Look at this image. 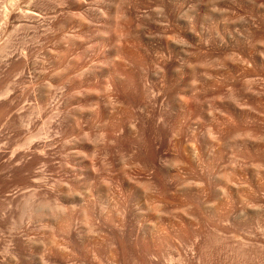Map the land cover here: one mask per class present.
I'll return each mask as SVG.
<instances>
[{
    "label": "rangeland",
    "instance_id": "obj_1",
    "mask_svg": "<svg viewBox=\"0 0 264 264\" xmlns=\"http://www.w3.org/2000/svg\"><path fill=\"white\" fill-rule=\"evenodd\" d=\"M102 6V0H0V264H38L35 256L37 247L33 244L37 241L44 244V250H46L44 254L46 256V253H49L46 257H49L54 264H98L97 262L92 263L87 253L83 254L86 252L83 250L88 248L93 251L103 249L106 252L110 250L109 254L110 252L115 254L117 246H115V239L112 238L113 234H110L113 232L109 223L112 221L113 224V219L122 220L123 218H125L123 219L125 233L128 234L129 231V238L126 235L129 264H165L169 255H173L175 258L173 264H264V215L261 216L264 214V169L259 166L256 156V158L252 156L254 159L251 157V159L235 158L232 157V152L227 149H223L225 152L222 151L224 154L219 157L221 159L216 157L217 160H215L213 155L210 156L211 154H208L210 151L206 149L203 142L208 136L209 122L202 123L203 125L196 132L199 135L188 137L190 143L192 141L194 146L200 151L202 150L203 156L200 155L201 161L192 165L189 174L183 176L184 180L191 185V188L186 190L180 189V184L175 181V186L173 185L165 192H160L154 185L152 176L138 167V158L132 154L133 149H130L129 144H126V149L123 151H112L109 155L95 158L88 154L78 153V148L75 145H70L65 149L62 144L63 138L57 134L58 119L66 118L76 112L75 101H77L78 92L93 82L96 87L104 84L105 75L97 77L100 79L98 81L100 83H98V79L92 77L89 72L93 62L99 58L109 57L110 53L106 48L112 45L111 41L106 42L104 51L100 50L102 53L96 51L95 47L92 48L96 44L93 33L98 31L103 23L102 20L94 21V16ZM128 36H123V40L120 39L122 40L121 46L124 45V52L127 51V55H123L126 62H123L126 63L125 71L135 72L130 62L131 58L136 57L133 54L137 55L138 53L135 42ZM88 38L91 40L89 41ZM85 45L89 51L86 56H82L80 53L83 46L86 49ZM242 51L245 52L241 50L240 53V50H237L235 59L225 63V66L213 67L212 71L215 73V80L218 84L219 80L225 79L226 72H231L234 68L239 70L238 72L242 68L244 72L242 71L241 74L245 73V69L248 70L244 66L245 64L240 62L246 56ZM127 57L129 59L126 60ZM248 66L251 69L254 67L251 62ZM262 69H264V65ZM128 72L126 75L122 74L123 76L117 75L120 78L114 80L116 91L121 89L122 92L127 83L129 84L130 74ZM125 81H127L126 84ZM226 85V83L223 86L221 84V89L210 87L206 92V103L209 107L213 97L220 96L223 100L228 97L230 86L226 87ZM116 91L115 95L120 93L117 91L116 94ZM48 92L50 94H46ZM55 93L56 95H54ZM120 94L117 96H121ZM260 96L264 95H257L258 103L254 104L256 97L246 95V98L239 102V108L249 113L252 110H254L253 114L258 113L259 123L263 125V128L264 120H261V116H264V109L262 112V109L258 107L262 102L264 104L262 101L264 97ZM258 97L262 100H259ZM42 101L45 103V108L40 109L38 106L42 105ZM259 101L262 102L259 103ZM224 105L227 107L224 108ZM263 106L262 108H264ZM56 107H58L57 111ZM220 109L222 111L220 110V114L216 118L222 122V125L218 123L222 127L225 123V127L232 118L231 123H234L231 108L228 109V105L223 104ZM51 112L52 114L59 112L61 115L58 118L55 114L50 115ZM51 116L56 118H54L55 121ZM45 120L49 124L45 125ZM224 120L226 121L224 122ZM43 126L46 129L44 131ZM101 131L103 130L101 129ZM43 132H46L45 135ZM261 132L264 135V130L261 129ZM30 137L34 138V141ZM64 139L70 141L68 136ZM193 140L196 143H193ZM259 143L264 147V139ZM17 159H21V162H17ZM24 165L30 166L27 168L28 171L24 170ZM88 167L91 168V173L86 172ZM18 172H21L25 177L21 182L13 176ZM259 172L261 173L258 174ZM256 174H258L257 177ZM35 175H40L39 178H41L40 189L36 188L37 191L32 189L33 184L36 185L34 180L31 181L36 177ZM232 176L234 185H232L231 179L228 180V177L232 178ZM143 181H147L150 189L144 197L138 190L139 188L145 189V186L141 184ZM89 182L93 201H96L95 197L99 196L95 194L96 188L100 185L109 188L110 201L104 204L107 211H104V206L103 209H99L100 213L105 212L107 218L110 215L109 221L110 219L111 221L104 228L98 225V219L102 217L101 214L96 217L92 213L78 211L77 215V212H70V210L58 207L60 201L56 199L57 189L55 186L59 185L58 191H63L66 188H72L73 185L85 186ZM228 183L231 185H227ZM22 186L31 189L22 191L20 190L23 188ZM194 193L199 195L201 203L206 206L205 212L200 210L197 213L198 209L195 205L198 203L189 198ZM167 194L169 198L173 197L170 200L173 199L174 205L170 204L171 201L169 198L167 199ZM160 195H162V200H158ZM163 196L166 199L165 197L163 199ZM191 199L194 203L193 206ZM163 200L169 203L170 206L167 207L170 210H174L175 204L179 202L191 200V211L200 216H195L188 221H181L179 215L174 213L170 216L168 212L163 211L162 207L156 208L157 202L164 203ZM119 205L120 209H122L121 206L125 207L122 211H118V213L120 212L118 214L116 209L119 208ZM253 209H256L257 213L260 211L263 213L260 212L257 217L226 218L221 216L227 212L241 210L253 212ZM38 210H41L42 214L45 213L44 216L47 215L46 221H43L44 224L35 215ZM115 210L116 213H114ZM121 212H124L123 217L120 216ZM212 212H216L215 217H212ZM208 215L209 217L206 218ZM166 216L173 218L169 220ZM86 220L90 223H86ZM116 220H114L115 223ZM51 221L54 222L55 229L51 230L50 227H47V230L45 227L51 225ZM67 221H70L71 225L75 224L83 235L87 234L85 241L83 243L80 241L82 244L75 241L78 248L76 245L73 246L75 249L70 247L71 244H75L74 242L67 243L70 242V239L67 234L64 235L65 232L62 230V227L68 224ZM96 221L97 226H95ZM15 222H17L15 229L8 230L9 223ZM35 223L37 228L33 227ZM108 228L111 229V232ZM53 241L59 248H56L58 254L56 250L53 252L55 249L52 247ZM48 242L50 245L46 244ZM48 246L51 247L48 248ZM47 248L51 252L50 250L47 252ZM71 248L75 250V255ZM81 248L83 249L81 250ZM60 250L70 255H61L63 253ZM168 253L170 254L168 255ZM113 254L107 255L116 260V256ZM85 255L88 258L85 259Z\"/></svg>",
    "mask_w": 264,
    "mask_h": 264
},
{
    "label": "bare ground",
    "instance_id": "obj_2",
    "mask_svg": "<svg viewBox=\"0 0 264 264\" xmlns=\"http://www.w3.org/2000/svg\"><path fill=\"white\" fill-rule=\"evenodd\" d=\"M102 3L103 6L100 10H97L94 21L102 20L103 23L98 31L93 33L96 44L92 46V48L95 47L98 52L101 49L104 51V44L111 41L112 45L106 48L107 52L111 55L109 54V57L105 59H100L99 56L98 60L93 63L91 62L92 66L89 72L92 77L96 80L98 79L97 82L100 80L99 78L101 75L102 77L105 75L104 84H102L103 86L96 87L94 82L92 81V83L90 81L92 84H89L87 88H83L84 90L78 92L77 101H75L77 108L73 115L62 118L59 116L62 113L61 111V113L57 112V114H55L58 107H56V111L53 110L55 111L53 114L61 118L58 119L59 122L57 121V134L63 138L62 144L65 146V149L70 145H75L78 148V153L88 154L90 157L95 158L109 155L112 151H123L126 149V144H129V147H131L130 149H133L132 154L138 158H136L138 167L140 170L148 172L152 176L154 185L160 192L169 190L170 187L174 185L175 181H178L180 184V189L186 190L190 189L191 185L188 181L184 180L183 176L189 174L192 165L198 164L199 160L201 161L202 159H200V155L203 156L202 150L200 151L194 146L192 141L190 143L188 137L194 136L199 127L201 128L203 125L202 123L207 121L210 123L208 126V136L202 140L206 149L210 151L208 153L205 150L208 154H211L210 156L213 155L214 159L217 160V158L223 156L224 153H222V151L227 149L232 152V157L235 158L249 159L250 157L253 158L256 156L259 166L264 169V147L260 146L259 143V141L264 139V135L261 132V129L264 130V127L262 128L263 125L259 123L260 116L257 115L258 113L253 114L254 110L249 113L239 108V102H241V99L246 98V95L256 97L254 104L256 102L258 103L257 95H264V69H262L264 65V0H102ZM127 35L135 42L138 53L137 55L133 54V56H136L134 58L128 56L132 59L131 62L133 64L129 62L134 66H132V68L135 69V72L133 71L134 73L132 71H125L126 63L124 64V62L126 61L124 60V56L127 51L124 52V45L123 47L121 46V41L123 40L122 37ZM90 37L92 39V36ZM121 38L122 40H120ZM88 39L89 41L91 40L90 38ZM237 50H240V53L241 50L245 51H242V53L246 56L244 57L243 55L244 58H242L240 62L245 64L244 66H246L248 70L244 68L245 73L241 74L242 71L244 72L242 68L240 72L234 68L231 72H228L229 74L226 72L227 75L225 79L223 78V81L219 80L218 84L215 80V73L212 71L213 67L218 65L225 66V63L235 59V52ZM81 51L80 54L86 56L89 50L87 46L86 49L83 46V50ZM120 54L121 56L119 57ZM128 57L126 60L129 59ZM250 62L254 66L253 69L248 66ZM127 72L130 74V81H128L129 84L127 83V86H125L122 92L120 91L121 89L119 90L120 94L118 90L117 92L114 89L116 84H114V80L120 78H118L117 75H126ZM237 72L238 75H236ZM134 74H136V76H134ZM98 76L99 78H97ZM132 76L134 77L132 78ZM97 82L95 83L97 84ZM126 82L127 81H125V84ZM225 83L230 86L228 97L225 100L220 96L213 97L210 100L209 107L206 103V92H208L210 87L220 88L221 84L223 86ZM114 90L116 94L118 93L121 96H117L118 94L115 95ZM46 94L50 93L48 92ZM54 95H56V93ZM260 97L263 98L264 96ZM68 100L70 102V99ZM259 100L262 99L259 98ZM262 101H264V98ZM262 101H259V103ZM43 102L44 101H42L43 106H38L40 109H42V107L45 108V103ZM223 104H227L228 109L231 108L234 117V123H231L233 118L232 120L230 119L231 122H228V124L226 123V128L224 127L225 123L223 124V128L221 126L222 122H219L216 118L220 114V108ZM262 105H264L263 102L260 107H258V105L256 106L257 111L259 108L262 109L263 112L264 108H262ZM225 106L226 105H224V108ZM53 114L52 112L50 113V115ZM262 119L264 120L263 115L261 116V120ZM47 120L49 121V118ZM47 120H45V125L46 123L49 124ZM225 121L226 120H224V122ZM50 122H52L51 119ZM101 129L103 131H101ZM44 130L46 129L43 126V131ZM41 133L40 136H42ZM45 133L46 132H43V135H45ZM197 135L199 134H196V136ZM66 136L69 137L71 142L64 139ZM32 137H30V139L34 141ZM193 138L195 139L198 137ZM30 141L32 143V140ZM194 142L193 140V143ZM261 145H263L262 142ZM70 149L72 150V148ZM42 152L40 153L42 154ZM20 160L21 159H17L16 161L21 162ZM27 168H30V166H25L24 170L28 171ZM86 172L91 173V168L88 167ZM260 173L261 172L258 174ZM258 174H256V177ZM13 176L20 182L25 179L21 172H18V174L15 173ZM39 177L40 175L31 180L32 182L34 180L36 183V185L33 184L32 188L33 190L35 189V191L40 189L41 178ZM88 178L91 182L90 177ZM230 179L231 183H233V176L232 178L228 177V180ZM93 180H95L94 177ZM90 182L82 187L73 185L72 188H66L63 191H58L59 185L58 187L55 186V189H57L56 199L60 201L58 207L70 210V212H77V215L81 211L82 213H92L96 217L101 214L100 216L102 217L98 219V225L104 228V226H108V223L111 221V219L109 221L110 215L107 218L105 212L102 211V213H100L99 209H103L104 204L110 201L108 194L109 188L108 186L101 185L96 188L95 194L99 196L95 197L96 201H93L91 199L93 194L90 189ZM146 182L147 181H143L141 183L145 186V189H138L142 197L150 191L149 185ZM227 185L231 184L228 183ZM232 185H234V183ZM24 189L29 190L31 188L29 187L28 189L27 186L26 188H20L22 191ZM162 195H160L158 200L161 199ZM164 197L165 196H163V199ZM168 198L167 194V199ZM171 198L173 197L171 196L169 200ZM189 198H192L198 203V205H195L198 209L197 213L198 211L200 212V210L205 212L206 206L201 203V199L197 193H194L192 197ZM172 200H170V204L172 203V205H174V201ZM193 200L192 206L194 205ZM163 201L164 203H160V201L159 203L157 202L156 208L162 207L163 211L168 212L169 215L174 213L177 214V216L179 215L181 221H188L195 218V216H200L191 211L189 200H184V202L175 204L174 210H170V208L167 207L170 206L169 203L165 200ZM105 207L106 206H104V211H107ZM124 207L125 206H121L122 209ZM118 209H120V205L119 208L116 209L117 213L118 211H122V209ZM116 210L114 213H116ZM255 210L256 209H253V212H248V210L247 212H245V210L232 213L227 212L228 214L226 213L221 216L226 218H243L245 216L257 217L260 215V212L261 214L263 213V211L257 213L258 211L256 212ZM121 213L120 216L123 217L124 212ZM212 213V217H215L214 214L216 212ZM44 214H42L41 210L35 213L40 222L46 221L45 217L47 215L44 216ZM202 214L201 217H203ZM263 215L264 214L261 216ZM174 216L176 218V215ZM207 217H209V215L206 216V218ZM167 218L171 220L173 217ZM123 219H113V224L111 223L112 221L109 223V225H111L109 227L112 228L113 232L110 233L111 229L108 228L110 231L109 233L113 234L112 238L115 239V246H117L115 254L111 252L109 254L108 252L110 250L106 252V250L103 249L93 251L88 248L87 250H83L86 251L83 254L87 253L92 263L129 264L127 248L129 231L128 234L125 233V223ZM114 220H116V223ZM88 222L89 221L86 223ZM66 223L68 224L62 227V230L65 232L64 235L67 234L70 239V242L67 243L71 244V242L75 243V241H81L83 243L87 234L85 233L86 236L83 235L82 232L79 231L80 229L76 228L75 224H70V221ZM16 224L17 222L9 223L7 229H15ZM50 224L49 226L46 225L45 228L47 229V227H50L51 230L55 229L54 222L51 221ZM35 226H37L36 223L33 227ZM95 226H97V221ZM59 229L61 230V228ZM67 240L64 241L66 242ZM80 243L79 245L82 244ZM33 244L37 247L35 256L38 260V264H54L49 257H46L49 253H46L45 256L44 253L46 250H44L45 246L42 242L37 241ZM46 244L50 245V242ZM52 244V247L55 249H51L53 252L56 250L58 254L57 249L59 248L55 246L54 241ZM75 245L76 243L73 245L71 244L70 247ZM50 247L51 246H48V248ZM78 247L76 245V248ZM48 248L47 252L50 250H48ZM71 249L70 251H75V248ZM82 249L83 248H81V250ZM61 251L62 250H60V252ZM61 253H63L61 255L65 256L70 255L64 252ZM79 253L81 254L80 251ZM73 254L75 255V252ZM107 254H113L116 256V260L111 259ZM169 254L170 253H168V255ZM81 257L83 258V256ZM88 257L86 256L85 259ZM66 258L69 259L70 257ZM174 262V256L169 255L165 264H173Z\"/></svg>",
    "mask_w": 264,
    "mask_h": 264
}]
</instances>
